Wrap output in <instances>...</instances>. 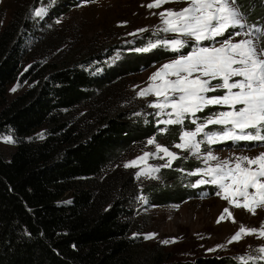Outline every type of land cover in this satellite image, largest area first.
I'll return each mask as SVG.
<instances>
[{
  "label": "trees",
  "instance_id": "trees-1",
  "mask_svg": "<svg viewBox=\"0 0 264 264\" xmlns=\"http://www.w3.org/2000/svg\"><path fill=\"white\" fill-rule=\"evenodd\" d=\"M22 1L0 26V136L9 134L16 144L9 157L0 153V264H241L230 256L173 259L135 234L136 187L121 165L151 137L172 147L195 126L164 131L118 103L125 101L130 76L172 53L158 48L108 63L113 54L107 47L63 50V42H50V33L25 12L30 0ZM87 1L93 0H56L52 15ZM236 1L249 29L264 30V0ZM32 48L55 56L24 73ZM29 74L31 86L9 100V87ZM199 167L177 158L161 175L165 184L144 190L147 203L179 205L208 193L192 188L190 173Z\"/></svg>",
  "mask_w": 264,
  "mask_h": 264
},
{
  "label": "rangeland",
  "instance_id": "rangeland-1",
  "mask_svg": "<svg viewBox=\"0 0 264 264\" xmlns=\"http://www.w3.org/2000/svg\"><path fill=\"white\" fill-rule=\"evenodd\" d=\"M22 2V0H0L1 27L5 26L15 13L21 9ZM153 2L154 0H93L81 2L62 16L55 18L51 10L57 4L56 0H30L25 12L32 20L34 19L38 22L39 28L50 33V36H52L50 42H63V50L72 48L71 52L77 53L88 48L89 51H94L107 47L108 52L113 54L107 61L108 63H116V61L123 59V55L127 53H148L158 48H164L172 53L171 57H167L149 68L143 66L136 74L130 76L127 82L128 86L124 92L125 101L122 99V102L118 103L122 108L130 109L134 118L154 123L164 129L175 124L159 123V121L170 117L166 114H161L160 109L149 106L161 101L162 97H157L154 94L141 96L139 93L153 84L152 76L164 64L193 51L195 42L189 37H182L177 33L164 32L162 30L164 24L160 13L166 10L180 11L188 6L187 0H171V2L164 3L159 8H149L148 5ZM37 12L42 14L37 15ZM244 21L246 22L245 18ZM247 28L249 29L248 26ZM232 31L244 33L246 29H229L224 36L217 37L216 41H203L200 46L215 44V46L219 47L218 41L225 40L229 32ZM253 35H256V33H253ZM174 38L186 40L187 44L179 51H172L170 48L163 46V41H171ZM249 38L251 37L242 34L233 37L232 42L235 43ZM149 43H156L160 46L148 52L137 51V49L147 47ZM260 46L262 47L261 42ZM41 51L36 50V48L30 50L29 53L32 52V55H29L25 60L24 73H28L35 64L42 69L55 56L51 55L52 51ZM56 53H59V48H57ZM97 66L98 68L101 67L98 64ZM238 79L241 78L233 77V80ZM31 80L32 76L29 74L23 82L12 84L8 89L7 98L12 100L24 93L31 86ZM160 82L157 80L155 83L158 84ZM219 82L218 80H213L212 84ZM13 89L15 90L13 91ZM225 91L224 89H217L215 92L207 93V95H223ZM237 107L240 106L238 105ZM207 110L209 111L206 112ZM228 110L230 109L227 106H208L202 112L196 113L195 117L186 116L181 125L185 127V123L188 122L196 128L197 124L205 122L214 114ZM170 111L171 109L164 110L165 113ZM203 112H206L204 117L201 116ZM193 119L196 120V124L191 122ZM211 126L214 128L211 129ZM224 128L225 126L223 125H208L204 132L222 133ZM163 129L160 131L163 132ZM9 137L12 142H7ZM150 139H153V137ZM196 140L203 141L200 144L199 153H196L194 149L176 148V144L172 147H167L156 140L153 144H149L146 141L143 148L136 149L121 165L120 170L127 174L129 178H132L136 187V192L132 198L135 216L139 217L135 234L142 236L149 245H158L164 248L165 251L171 253L173 259H195L201 255L230 256L241 264H243V261L239 259L240 257L247 259L248 264H264V259L259 258L264 253L258 251L260 248H264V237L258 234L243 235L239 241L229 242L242 225L248 229L257 230L264 227V208H258L256 214L253 215L243 207L236 208L229 201L224 200L222 195H217L216 193L220 191L217 185L199 183L203 179H211V177L203 175V170L210 166L214 167L224 160L232 162L238 156L255 157L260 153H264V143L227 140L221 143L208 144L204 133L197 135ZM179 143H182V140ZM157 145L167 147L169 151L175 153L177 158L192 159L199 163L200 167L190 173L192 177L195 176L196 178L192 188L201 192L208 189V193L196 195L179 205H149L147 203L148 195L144 190L150 185L165 184V179L161 175L176 160H172L171 165L166 167L165 165L168 164L169 158L158 152ZM15 147L16 144L11 135L4 134L0 136V153L9 157ZM209 152L218 157V159L206 162ZM145 153L151 155L148 156L147 160L141 161L140 157H143ZM134 160L137 161L136 167H126ZM151 168H158L159 171L151 172L150 175L140 174ZM236 199L243 202L242 197L237 196ZM226 208L231 213L230 216L224 212ZM222 215L225 218L220 220ZM233 219L235 222H233ZM149 236L152 238L149 239ZM164 241H168V243H164Z\"/></svg>",
  "mask_w": 264,
  "mask_h": 264
},
{
  "label": "snow or ice",
  "instance_id": "snow-or-ice-1",
  "mask_svg": "<svg viewBox=\"0 0 264 264\" xmlns=\"http://www.w3.org/2000/svg\"><path fill=\"white\" fill-rule=\"evenodd\" d=\"M168 2L171 0H154L148 7L159 8ZM187 3L188 6L180 11L166 10L160 13L164 24L162 30L191 38L195 42L194 50L164 64L152 76L153 84L139 95L154 94L162 97L161 101L149 105L160 109L161 114L170 117L159 121L162 124H183L186 116L195 117L196 113L212 105L227 106L230 109L218 112L205 122L197 124L194 131H184L181 136L182 143L176 144V148L194 149L199 153L203 141H197L196 137L200 133H204L208 144L227 140L264 142V134H262L264 133V47L260 46L261 39L264 38V30L254 26L250 30L247 28L236 0H187ZM229 29H246V31L229 32L225 40L218 41L219 47L215 44L200 46L203 41H216L217 37L224 36ZM242 34L251 38L232 42L233 37ZM186 44V40L177 38L163 41V46L172 51H179ZM158 46L160 45L149 43L147 47L137 51L148 52ZM233 77L241 79L233 80ZM157 80L161 82L155 83ZM213 80L220 82L212 84ZM217 89L226 91L223 95H207ZM238 105L240 107H237ZM165 109L171 111L165 113ZM191 122L196 124L195 119ZM208 125H223L225 128L222 133H205L204 129ZM248 129L254 132L247 131ZM7 142H12L10 137ZM148 143H155V139H150ZM157 149L159 153L169 158L166 167L171 165L172 160L177 159L175 153L169 151L167 147L157 145ZM149 155L151 154L145 153L140 160H147ZM217 159L218 157L209 152L206 162ZM136 166L135 160L126 165V167ZM157 171L158 168H151L140 174L150 175L151 172ZM203 175L211 179H203L199 183L217 185L220 191L216 194L222 195L224 200L229 201L236 208L243 207L253 215L258 208H264V153L255 157L238 156L232 162L221 161L216 166L203 170ZM237 196L242 197L243 202L237 200ZM224 212L231 215L227 208ZM224 218L222 215L220 220ZM253 234L264 237V227L257 230L242 225L229 242L239 241L243 235ZM258 251L264 253V248ZM259 258L264 259V255ZM239 259L243 264H248L247 259L243 257Z\"/></svg>",
  "mask_w": 264,
  "mask_h": 264
}]
</instances>
